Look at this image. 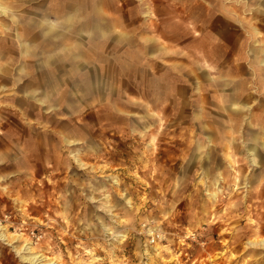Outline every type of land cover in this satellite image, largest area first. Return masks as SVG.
<instances>
[{
    "label": "clouds",
    "instance_id": "9594fccd",
    "mask_svg": "<svg viewBox=\"0 0 264 264\" xmlns=\"http://www.w3.org/2000/svg\"><path fill=\"white\" fill-rule=\"evenodd\" d=\"M261 225L264 0H0V264H264Z\"/></svg>",
    "mask_w": 264,
    "mask_h": 264
},
{
    "label": "rangeland",
    "instance_id": "374dc122",
    "mask_svg": "<svg viewBox=\"0 0 264 264\" xmlns=\"http://www.w3.org/2000/svg\"><path fill=\"white\" fill-rule=\"evenodd\" d=\"M174 139V137H173ZM153 144L157 143V140L155 137H153L152 139ZM168 141L165 139L163 141V143H167ZM154 163V161H153ZM145 169L144 171H147V167H150L151 164L149 161L145 160ZM160 189L157 188V191H159ZM51 197H48L46 202L47 203H51ZM197 215L199 214V210H196ZM190 214V213H189ZM229 213L226 210V206L224 205H219L217 206L216 209H214L211 213L212 216L218 217L217 219V223L214 227H216L217 229L219 228H226L227 227V221L225 219V217L228 215ZM261 231L264 232V225H261ZM227 237V233L225 234V238ZM217 238L214 235L213 236V240L215 241ZM217 251H223V246L220 245L218 242L210 245L208 247L207 252L204 253H200V252H196V253H192L191 250L185 251L181 256H180V260H181V264H183L184 261H188V264H227V261L224 260H217L216 259V252ZM209 256H211V259L209 258ZM189 257H191V259H189ZM173 264H175V261H173ZM233 264H235V262H233Z\"/></svg>",
    "mask_w": 264,
    "mask_h": 264
}]
</instances>
